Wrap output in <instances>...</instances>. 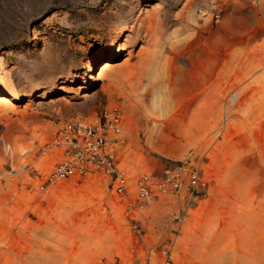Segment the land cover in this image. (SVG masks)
Here are the masks:
<instances>
[{
  "label": "rangeland",
  "instance_id": "1",
  "mask_svg": "<svg viewBox=\"0 0 264 264\" xmlns=\"http://www.w3.org/2000/svg\"><path fill=\"white\" fill-rule=\"evenodd\" d=\"M1 94L0 264H264V0H0ZM114 104L123 169L193 159L198 199L42 189L58 155L38 148Z\"/></svg>",
  "mask_w": 264,
  "mask_h": 264
},
{
  "label": "built area",
  "instance_id": "2",
  "mask_svg": "<svg viewBox=\"0 0 264 264\" xmlns=\"http://www.w3.org/2000/svg\"><path fill=\"white\" fill-rule=\"evenodd\" d=\"M218 18V15H216ZM124 110L118 105L101 108L94 119L76 113L66 120L39 148L40 156L58 155L45 178L42 189L71 178L99 177L107 181L130 212H139L150 200L186 191L188 200L199 198L201 167L193 159L166 165L157 173L130 175L122 166L121 155L126 148ZM6 154L11 145L3 143ZM185 216V214H184ZM184 216L182 219H184ZM104 264H128L114 260ZM160 264H173L172 248L163 250Z\"/></svg>",
  "mask_w": 264,
  "mask_h": 264
},
{
  "label": "bare ground",
  "instance_id": "3",
  "mask_svg": "<svg viewBox=\"0 0 264 264\" xmlns=\"http://www.w3.org/2000/svg\"><path fill=\"white\" fill-rule=\"evenodd\" d=\"M211 44V43H210ZM105 56H106V54H104ZM196 55V54H195ZM104 61H105V59H104ZM206 63H207V65L210 63V59H209V57L207 56V58H206ZM104 64V67H105V65H107L105 62L103 63ZM206 65V66H207ZM209 68V67H208ZM206 70H207V68H206ZM205 70V72H207ZM209 70H211V69H209ZM0 103H4V104H9L10 103V100L8 99V97H6L5 95H0ZM209 109V108H208ZM208 111V110H207ZM208 114V113H207ZM207 117V116H206Z\"/></svg>",
  "mask_w": 264,
  "mask_h": 264
}]
</instances>
